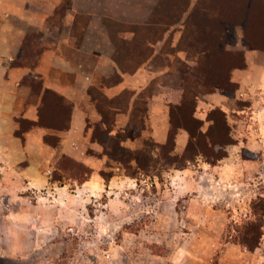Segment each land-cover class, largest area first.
Returning <instances> with one entry per match:
<instances>
[{
  "label": "rangeland",
  "instance_id": "1",
  "mask_svg": "<svg viewBox=\"0 0 264 264\" xmlns=\"http://www.w3.org/2000/svg\"><path fill=\"white\" fill-rule=\"evenodd\" d=\"M209 1L192 0L190 10L193 9L195 15L191 21L199 27L196 34L201 42L213 37L212 54L205 63L212 69V78L220 81L230 76L233 84L227 90L215 88L203 94L198 100L196 116L203 121V131H207L213 123L208 118L210 112L221 108L229 134L223 123L219 124L218 132H213L218 142L205 139L202 144L203 149L214 154L194 155L184 163L164 165L160 162L147 171L134 164L128 171L123 164L108 157L102 169L113 176L109 180L102 176L97 193L82 194L80 201L66 206L60 231L52 229L59 243L46 250L48 264H264V88H258L254 107L251 92L249 96L241 95L233 78L237 69L247 67V51L264 55V0H248L246 10L251 25L249 31L261 44L260 48L246 44L243 28L236 24L244 13L238 0H214L218 5L224 1L225 13L230 10L234 15L227 25L224 42L208 36L207 29L204 33L203 27L211 23L206 20ZM69 3L70 0H64L65 8ZM165 8L173 12L170 3ZM225 15L220 19L224 20ZM124 28H130L129 24ZM136 30L142 37V27ZM183 31L184 26L174 25L164 34L162 46L165 43L167 48L179 45ZM215 35L221 37L217 27ZM185 41L183 38L181 42ZM135 45L138 49L143 47L138 42ZM174 57H182L186 65H198L185 51L175 52ZM253 60L254 64L260 61L257 56ZM165 61L166 57L161 54L155 59L159 65ZM179 67L187 68L183 63ZM163 80L169 82L170 75L163 76ZM253 81L248 79L250 87H255L256 81ZM214 92L224 95L222 104L209 101V95ZM254 111L258 118L251 117ZM218 119L222 118L218 116ZM88 125L84 149L88 154L102 156L104 148H98L94 145L97 141L92 140L95 123ZM22 126L28 129L33 125L23 123ZM187 136L183 143L176 141L171 152L180 159L189 142ZM145 138H152L149 131L142 138V147ZM51 139L55 140L53 136ZM32 150L38 152L37 148ZM154 150L156 154L160 151L159 147ZM221 154L225 155L218 160L211 157ZM58 155V160L45 166L50 184L32 192L35 203L38 196L43 195L49 197L48 203L54 204L59 198L54 194L56 187L65 185L75 193L74 189L85 182L90 166L67 154ZM54 177L61 180H53ZM247 239L257 241V246L250 249L245 244Z\"/></svg>",
  "mask_w": 264,
  "mask_h": 264
},
{
  "label": "crops",
  "instance_id": "2",
  "mask_svg": "<svg viewBox=\"0 0 264 264\" xmlns=\"http://www.w3.org/2000/svg\"><path fill=\"white\" fill-rule=\"evenodd\" d=\"M62 1L0 0V264H48L46 250L59 243L52 229L60 231L66 206L80 201L82 194L98 192L101 170L109 158L105 154H88L84 149L88 124H101L102 118L89 94L91 86L98 85L108 99H118L124 90L131 92L125 103L127 110H118L115 134L127 131L135 99L155 84L147 100L146 128L141 136H128L123 141L132 149L142 147L146 131L155 141H166L170 105L179 103L182 96L180 75L155 62L164 40L152 45L153 53L143 62L138 56L122 60L134 69L123 71L116 60V43L104 21L111 17L123 23L145 24L160 0H70L65 12L58 14ZM82 15L88 16L85 24L80 19ZM119 36L131 39L133 33ZM24 52L32 58L24 60ZM254 56L260 60L256 64ZM246 58L247 67L237 69L233 78L241 95L249 96L251 92L255 107L258 88H264V55L247 51ZM168 75L171 80L166 82L163 76ZM116 76L121 80L115 84L104 82L115 80ZM26 78L41 80L42 91L52 90L72 103L67 128L21 127L22 120L38 121L42 106L43 92L32 99ZM248 79L256 81L255 87H250ZM223 100L221 93L209 95V101L217 105ZM251 117L258 118V114L254 111ZM182 131L176 139L178 143L188 138V132ZM48 133L60 137L57 145L45 140ZM94 145L103 147L97 142ZM59 153L84 162L92 173L74 189L75 193L59 185L54 192L59 198L54 204L43 195L35 203L32 192L50 184L45 166L58 160Z\"/></svg>",
  "mask_w": 264,
  "mask_h": 264
},
{
  "label": "trees",
  "instance_id": "3",
  "mask_svg": "<svg viewBox=\"0 0 264 264\" xmlns=\"http://www.w3.org/2000/svg\"><path fill=\"white\" fill-rule=\"evenodd\" d=\"M169 3L172 5V8L170 9H172L173 12L167 11V8H165ZM191 3L192 0H160L152 10L150 19L147 23L142 25L129 24L130 28H124L127 23L120 22L111 17L104 18V21L108 26L112 38L117 46L116 60L118 61L120 68L127 72L134 69L130 66H126L122 60H131L132 58L138 56L143 62L144 59L149 58V56L153 53L152 45L166 38L164 34L167 31H169L176 24L184 26L183 38H185L186 43L181 42L183 40V38H181L180 43L179 45L177 44V46L173 45L170 48H167V44L165 43L164 46L161 47V55L166 57L167 62L163 64L169 67V71L171 73H177L180 75L182 86V96L180 102L170 105V128L165 142L160 143L155 141L153 138H145L141 149H132L123 145V141L126 140L128 136H141L143 130L146 128V117L148 114L147 100L152 94L153 84L144 89L135 99L127 131H118L115 134H113V130L118 110H127L125 103H127L131 92L129 90H124L121 92L118 99H108L106 94L98 85H93L89 89V94L94 100L102 117L101 124H95V129L92 132V140L100 143L103 146L102 148L105 150L104 154L123 164L128 171L132 169V164L142 171H147L152 166L160 164V162H163L162 164L164 165H170L174 162L184 163L193 158L194 155H204L208 157L210 153L214 154V152L203 149L202 144L205 139L218 142V140L213 137V132H218L216 131L217 125L223 123V128H225V131L229 134L226 115L221 108H215L210 112L208 118L212 120L213 123L210 124L207 131H203V121L196 116L198 100L203 94L210 93L215 88L227 90V87L232 85L233 81L230 76L228 78L223 77L220 81L213 79L211 76L212 69L209 65L206 67V60H208L212 54L210 45H214L211 41L213 37L207 38V41L203 42L199 39L196 34V28L199 27L194 20L191 21L192 17L195 15L193 14L194 10H190ZM197 3H199V0ZM209 3L210 11L206 20L211 23H208V25L205 26V29L203 27L204 33L209 31L207 33L208 36H214L224 42V38L228 32L227 25L232 22L234 15L230 12V10L225 13L226 7L224 1V5L222 3L218 5L214 0H210ZM238 3L242 7L241 10H244V13L242 16L240 15L236 24L242 26L243 28L244 41L253 48H260L261 44L249 31L251 30V25H249V21L247 19L248 13L246 12L249 1L238 0ZM65 10L66 8L63 0L60 3L57 12H59V14H63ZM223 14H227L228 17L225 15V19L221 20L220 17H222ZM82 16L84 17L83 23L85 24L88 21V16ZM213 18L217 21V23H215ZM136 27H142V37L141 33L136 30ZM216 27L221 33V37L219 38L215 35ZM121 33H133V37L131 39H125L122 38V36H119ZM188 41H193V43L187 44L189 43ZM136 42L143 46L142 49H138L139 47H136V45L133 46ZM221 45L223 44L221 43ZM183 51L187 53L188 57L190 56L192 59L194 58L198 65L189 66L186 65L187 61L182 57H174L175 52L179 54ZM23 56L24 60L25 58H32L25 52ZM180 63L185 64V67H187L186 70L179 67ZM201 65L202 68L200 67ZM234 67H238V65H235ZM186 72H190L193 76L191 77L187 75ZM120 80L121 78L116 76L115 80L104 79V82L107 84H115ZM25 81L31 86L32 99L38 97L41 92L43 93L39 120H22V124L42 125L54 129L67 128L70 122L72 103L62 95H59L52 90L45 89L42 91L43 85L42 81L39 79L26 78ZM238 87L239 84H237V89ZM59 108L61 112L60 116ZM218 116L222 119L219 120ZM59 119L61 120L60 122H58ZM181 129H184L189 133V142L180 159V156L172 154L171 152L174 150L177 135ZM51 136H53L55 140H52ZM44 138L52 145H57L60 141V137L54 133H48ZM155 147H159L160 149L157 154L154 150ZM107 148L108 151H106ZM224 155L225 154H221L219 156L212 155L211 157L213 160H218L224 157ZM159 156L161 157L159 158ZM91 173L92 168L89 167V171L85 173L86 178H84V181L89 178ZM101 174L106 180H109L113 176V173H107L103 169L101 170ZM57 179L61 180V178H53V180ZM245 244L252 249L257 246L258 242L252 239H247Z\"/></svg>",
  "mask_w": 264,
  "mask_h": 264
}]
</instances>
